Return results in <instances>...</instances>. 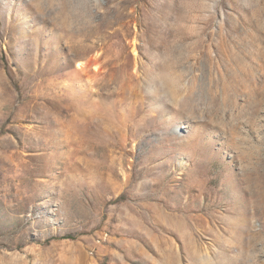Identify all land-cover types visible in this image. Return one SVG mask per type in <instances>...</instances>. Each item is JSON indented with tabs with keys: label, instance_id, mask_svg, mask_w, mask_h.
I'll return each instance as SVG.
<instances>
[{
	"label": "rangeland",
	"instance_id": "1",
	"mask_svg": "<svg viewBox=\"0 0 264 264\" xmlns=\"http://www.w3.org/2000/svg\"><path fill=\"white\" fill-rule=\"evenodd\" d=\"M0 264H264V0H0Z\"/></svg>",
	"mask_w": 264,
	"mask_h": 264
}]
</instances>
